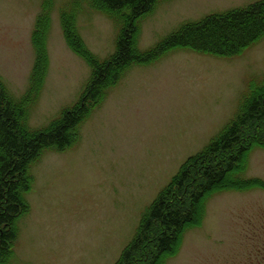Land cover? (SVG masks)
I'll return each instance as SVG.
<instances>
[{"label":"rangeland","instance_id":"obj_1","mask_svg":"<svg viewBox=\"0 0 264 264\" xmlns=\"http://www.w3.org/2000/svg\"><path fill=\"white\" fill-rule=\"evenodd\" d=\"M42 0H0V78L12 97L29 84L31 31ZM53 0L46 37L48 66L28 109V124L46 125L79 100L90 66L64 39ZM75 24L100 59L115 48L117 23L88 0ZM254 0H157L138 22L137 47L154 45L182 22ZM264 79V36L233 56L187 47L132 63L78 123L64 149L46 148L31 164L29 208L17 219L6 264H113L144 208L187 156L200 151L234 115L250 85ZM243 176L264 180V148L254 145ZM264 234V188L220 189L207 196L199 225L186 228L165 264H217Z\"/></svg>","mask_w":264,"mask_h":264},{"label":"trees","instance_id":"obj_2","mask_svg":"<svg viewBox=\"0 0 264 264\" xmlns=\"http://www.w3.org/2000/svg\"><path fill=\"white\" fill-rule=\"evenodd\" d=\"M81 1V0H80ZM117 23L114 51L97 57L79 35L75 14L79 4L68 0L60 10L67 45L90 66L79 100L64 107L46 125L33 128L28 109L37 99L48 66L46 37L53 0H42L31 31L35 51L29 84L14 98L0 78V264H6L17 234V217L28 210L25 192L31 187V164L44 149H64L78 139V123L104 96L105 89L132 63L148 62L175 47L218 56H233L264 36V0L213 11L182 22L154 45L137 47L139 19L157 0H88ZM264 148V79L250 85L234 115L198 152L190 154L144 208L134 235L113 264H165L184 230L199 225L207 196L220 189L264 188L257 176H243L249 150Z\"/></svg>","mask_w":264,"mask_h":264},{"label":"flooded vegetation","instance_id":"obj_3","mask_svg":"<svg viewBox=\"0 0 264 264\" xmlns=\"http://www.w3.org/2000/svg\"><path fill=\"white\" fill-rule=\"evenodd\" d=\"M217 264H264V234L262 238H251L248 248L235 255L225 256Z\"/></svg>","mask_w":264,"mask_h":264}]
</instances>
